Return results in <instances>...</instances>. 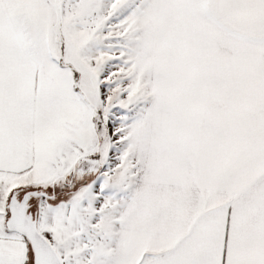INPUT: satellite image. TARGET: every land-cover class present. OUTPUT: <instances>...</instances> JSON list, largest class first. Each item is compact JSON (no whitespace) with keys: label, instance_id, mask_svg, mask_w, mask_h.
Returning <instances> with one entry per match:
<instances>
[{"label":"snow or ice","instance_id":"1","mask_svg":"<svg viewBox=\"0 0 264 264\" xmlns=\"http://www.w3.org/2000/svg\"><path fill=\"white\" fill-rule=\"evenodd\" d=\"M0 264H264V0H0Z\"/></svg>","mask_w":264,"mask_h":264}]
</instances>
